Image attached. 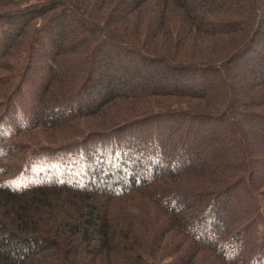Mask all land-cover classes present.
<instances>
[{
	"label": "trees",
	"instance_id": "1",
	"mask_svg": "<svg viewBox=\"0 0 264 264\" xmlns=\"http://www.w3.org/2000/svg\"><path fill=\"white\" fill-rule=\"evenodd\" d=\"M0 99V264H264V0H0Z\"/></svg>",
	"mask_w": 264,
	"mask_h": 264
},
{
	"label": "rangeland",
	"instance_id": "2",
	"mask_svg": "<svg viewBox=\"0 0 264 264\" xmlns=\"http://www.w3.org/2000/svg\"><path fill=\"white\" fill-rule=\"evenodd\" d=\"M262 44V43H261ZM1 100V99H0ZM0 103H1V101H0ZM25 105H27V104H25ZM1 107V106H0ZM2 109V108H1ZM23 139H27V138H23ZM82 140V138H76V139H74V142L75 141H81ZM43 141L44 142H40L41 144H44V146H43V148H45V147H47V145H45V144H51L52 142L50 141V142H46V139L44 138L43 139ZM24 143H26V142H24ZM49 147H51V145H49ZM28 157V155H25V157H24V161H25V159ZM24 161H22L21 162V164H23L24 163Z\"/></svg>",
	"mask_w": 264,
	"mask_h": 264
}]
</instances>
